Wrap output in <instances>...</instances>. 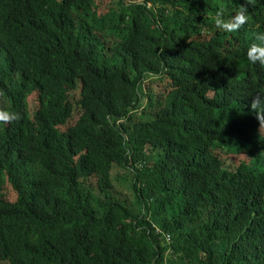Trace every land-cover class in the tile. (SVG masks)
Here are the masks:
<instances>
[{
	"label": "trees",
	"instance_id": "16d2710c",
	"mask_svg": "<svg viewBox=\"0 0 264 264\" xmlns=\"http://www.w3.org/2000/svg\"><path fill=\"white\" fill-rule=\"evenodd\" d=\"M259 32L264 0H0V264H264Z\"/></svg>",
	"mask_w": 264,
	"mask_h": 264
},
{
	"label": "clouds",
	"instance_id": "9594fccd",
	"mask_svg": "<svg viewBox=\"0 0 264 264\" xmlns=\"http://www.w3.org/2000/svg\"><path fill=\"white\" fill-rule=\"evenodd\" d=\"M221 15V12L217 11L214 17V22L218 28L228 32L239 29L249 18L248 13L243 6H240L239 9L235 11V14L228 20L222 19ZM246 56L250 62H258L259 64L264 65V32H259L255 35V40L249 45L246 51ZM4 118L7 119L8 117L5 116Z\"/></svg>",
	"mask_w": 264,
	"mask_h": 264
},
{
	"label": "rangeland",
	"instance_id": "374dc122",
	"mask_svg": "<svg viewBox=\"0 0 264 264\" xmlns=\"http://www.w3.org/2000/svg\"><path fill=\"white\" fill-rule=\"evenodd\" d=\"M133 1H139V0H133ZM141 109H139V111H138L139 113H140ZM220 154L223 157L226 164L235 165V164H238V162L240 160H247V156L245 154H240V155L228 154V155H225L224 151H222ZM115 175L116 176H121V175L123 176L121 181L117 184V191L120 193L119 198L122 200H127L129 202V204L134 205L135 198H134L133 192L129 187L128 180L127 181L125 180L126 177L128 179L130 172L126 171L125 169L117 168L115 171ZM167 240L169 241L168 237H167Z\"/></svg>",
	"mask_w": 264,
	"mask_h": 264
},
{
	"label": "built area",
	"instance_id": "2783aa9c",
	"mask_svg": "<svg viewBox=\"0 0 264 264\" xmlns=\"http://www.w3.org/2000/svg\"><path fill=\"white\" fill-rule=\"evenodd\" d=\"M168 239L170 240V237L168 236Z\"/></svg>",
	"mask_w": 264,
	"mask_h": 264
},
{
	"label": "bare ground",
	"instance_id": "6f19581e",
	"mask_svg": "<svg viewBox=\"0 0 264 264\" xmlns=\"http://www.w3.org/2000/svg\"><path fill=\"white\" fill-rule=\"evenodd\" d=\"M261 115V114H260Z\"/></svg>",
	"mask_w": 264,
	"mask_h": 264
}]
</instances>
